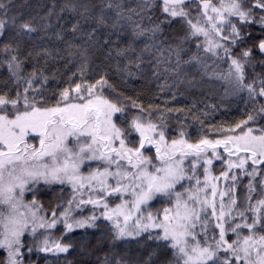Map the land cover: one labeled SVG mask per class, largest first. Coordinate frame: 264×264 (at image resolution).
<instances>
[{
	"label": "snow or ice",
	"instance_id": "1",
	"mask_svg": "<svg viewBox=\"0 0 264 264\" xmlns=\"http://www.w3.org/2000/svg\"><path fill=\"white\" fill-rule=\"evenodd\" d=\"M14 9V0H0V66L15 87L14 96L0 91V264H73L77 230L98 231L96 248L108 244L97 264H264V0H51L47 12L27 18ZM174 21L184 34L165 49ZM49 29L62 48L36 47ZM154 50L169 53L165 71L177 82L189 65L224 81L226 94H246L247 119L213 127L224 133L218 139L201 128L191 142L187 125L169 137L171 117L117 93L94 60L121 57L116 70L133 75ZM33 58L44 67L25 74ZM49 58L75 67L63 88L46 87L56 79L45 75ZM90 72L99 78L89 82ZM243 176L250 179L238 197ZM37 185L60 186L49 206ZM86 244L80 251L91 256Z\"/></svg>",
	"mask_w": 264,
	"mask_h": 264
},
{
	"label": "trees",
	"instance_id": "2",
	"mask_svg": "<svg viewBox=\"0 0 264 264\" xmlns=\"http://www.w3.org/2000/svg\"><path fill=\"white\" fill-rule=\"evenodd\" d=\"M51 0H14L15 9L22 12L24 17L27 18L30 15H36L39 13L43 15L47 12V8L50 5ZM21 7V5H25ZM157 15H160L157 10ZM52 23L55 24V17L52 18ZM57 27H59L57 25ZM253 35H256L259 31L257 26H252ZM55 29H49L47 36L44 39H40L39 36H44V33H39L35 39V44L38 49H55L62 48L63 45L53 39H48V36H53ZM184 34V27L178 22L174 21L172 25L165 26V32L162 39H166L167 43L163 45L166 49L169 43L174 44L176 42L175 37L182 36ZM202 39V37H201ZM137 44L142 46V41H137ZM191 51H195L194 45L189 42L185 45ZM182 58L186 59L187 56L182 54ZM169 53L166 51H155L154 55H145V60H150L151 64H144L142 70L138 71L135 68L132 69L133 75H128L126 72L117 71L116 67L123 68L125 61L121 57H115L112 60H105L103 55H96L94 57L95 64H102L105 70L108 72V81L112 84L117 93H123L125 97H131L138 104H142L144 108L149 106H159L155 110V115H159L161 112L166 117H171L168 120L169 128L166 130L169 137L176 136L178 138V131L183 125H187L183 130L192 137L191 142H196V139L201 135V128L207 132L209 139L222 138L224 133L216 132L212 133V128L227 130L230 127H234L235 124L243 119H247V113L251 111L250 106L246 105V94L242 93L239 96L226 94L227 84L224 81L209 78L203 75L202 69L199 67H192L189 65L182 66L181 78L182 82H177L175 73L167 72L165 69L170 67L168 63ZM66 60L60 59H48V63L45 69V75L51 77L53 73H56V79L49 81L46 85L48 89H59L65 86L64 81L67 80V76L70 71H75V67L69 65L68 69H65ZM211 63V61H209ZM33 64H37L38 67H44V59L40 58L37 61L33 58L28 64L25 65V74L31 70ZM175 64V57H171V66ZM221 68L226 69L227 65L222 64ZM58 70V72H57ZM153 70L157 75H153ZM257 68V71H260ZM184 73H187L185 76ZM99 76L95 72L88 74V81L94 82ZM188 80H194L193 85L187 83ZM0 81H8L7 84L0 83V91L9 92L10 96L15 95V87L12 85V81L9 80V72L5 66H0ZM48 94V93H46ZM175 94V95H174ZM55 99V98H53ZM183 109V112L168 113L167 109ZM189 109L191 111H189ZM135 109L128 111V116L131 117L135 113ZM120 114H117L119 116ZM193 115L198 119H193ZM176 117H180V123L177 122ZM114 120L119 126V120L114 117ZM203 121V124H201ZM153 122L158 123L155 119ZM31 139V137L29 138ZM131 139L138 140L139 133H135ZM118 144V142H117ZM38 146V145H37ZM150 147V146H149ZM154 153L155 149H151ZM223 153V149H218ZM226 155V154H225ZM221 168V161L214 160L211 166L212 174L219 175ZM202 171V169H201ZM237 173L239 170H235ZM203 179V177H201ZM249 177L243 176L240 178V184L237 188L236 195L242 197L245 192L244 185L249 182ZM225 182H218V187L223 188ZM60 186H52L49 188L46 185H38L37 190L39 193V199L47 207L53 197V192ZM31 197H29L30 199ZM87 214V209L85 210ZM59 234V229L57 230ZM76 238V247L67 254V258L73 261V264H97V256H103L108 251V244L105 242L102 247L96 248V237L99 236V232L95 230H77L70 234ZM67 239V238H66ZM81 239L87 241L86 249L92 251V255L89 256L87 251H80ZM143 255H146L145 250H140ZM135 254V249H134ZM4 255L0 251V256ZM43 257L44 254H40ZM64 254H61L63 257ZM36 259L35 254L32 257ZM51 258V257H50ZM38 264H44L41 259Z\"/></svg>",
	"mask_w": 264,
	"mask_h": 264
},
{
	"label": "rangeland",
	"instance_id": "3",
	"mask_svg": "<svg viewBox=\"0 0 264 264\" xmlns=\"http://www.w3.org/2000/svg\"><path fill=\"white\" fill-rule=\"evenodd\" d=\"M38 186V185H37ZM28 195V198L31 197V194H27Z\"/></svg>",
	"mask_w": 264,
	"mask_h": 264
}]
</instances>
